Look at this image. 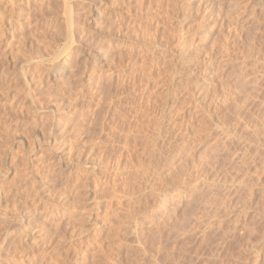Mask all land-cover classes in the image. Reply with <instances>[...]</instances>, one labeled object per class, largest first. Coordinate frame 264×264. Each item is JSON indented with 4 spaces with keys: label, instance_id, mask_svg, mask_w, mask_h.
<instances>
[{
    "label": "rangeland",
    "instance_id": "374dc122",
    "mask_svg": "<svg viewBox=\"0 0 264 264\" xmlns=\"http://www.w3.org/2000/svg\"><path fill=\"white\" fill-rule=\"evenodd\" d=\"M64 1H0V264H264V0Z\"/></svg>",
    "mask_w": 264,
    "mask_h": 264
},
{
    "label": "bare ground",
    "instance_id": "6f19581e",
    "mask_svg": "<svg viewBox=\"0 0 264 264\" xmlns=\"http://www.w3.org/2000/svg\"><path fill=\"white\" fill-rule=\"evenodd\" d=\"M0 1H1V0H0ZM3 1H4V0H3ZM6 1H7V0H6ZM10 1H11V0H10ZM22 2H23V1H22ZM64 2H68V1L65 0ZM6 3H7V2H6ZM12 3H13V2H12ZM26 3H27V2H26ZM29 3H30V2H29ZM66 4H67V3H66ZM24 5H25V4H24ZM69 6H70V4H69V5H66L65 7H68V8H69ZM18 7H19V6H18ZM14 8H15V7H14ZM68 8H66V17H65V18H67V20H66V19H65V20H66V23L69 22L68 24H70L69 26L66 25V26L68 27V29H69V27L71 26V23H70L71 20L69 19V18H70V17H69L70 15H69V16L67 15V14H68L67 12L70 11ZM5 9H6V8H5ZM70 9H71V6H70ZM67 10H69V11H67ZM15 11H17V9H16ZM27 12H28V11H27ZM71 12H72V11H71ZM71 12H70V13H71ZM4 13H5V12H4ZM13 13H14V11H13ZM24 13H26V12H24ZM7 14H8V13H7ZM7 14H6V15H7ZM10 14H11V13H10ZM17 14H18V13H17ZM2 15H3V14H2ZM14 15H15V14H14ZM28 15H29V14H28ZM9 16H10V15H9ZM17 16H18V15H17ZM26 16H27V15H26ZM26 16H25V17H26ZM12 18H13V17H12ZM2 19H3V18H2ZM17 19H18V18H17ZM21 19H22V18H21ZM69 20H70V21H69ZM1 21H2V20H1ZM67 21H68V22H67ZM4 23H5V22H4ZM70 29H71V27H70ZM69 33H70V32H69ZM69 35H70V34H69ZM70 36H71V35H70Z\"/></svg>",
    "mask_w": 264,
    "mask_h": 264
}]
</instances>
